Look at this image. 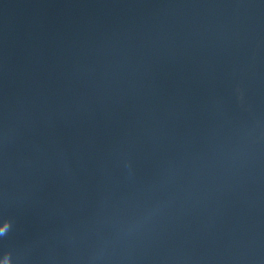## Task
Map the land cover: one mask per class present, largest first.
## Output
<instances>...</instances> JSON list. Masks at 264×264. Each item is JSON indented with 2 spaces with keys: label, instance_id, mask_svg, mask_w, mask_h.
<instances>
[{
  "label": "water",
  "instance_id": "95a60500",
  "mask_svg": "<svg viewBox=\"0 0 264 264\" xmlns=\"http://www.w3.org/2000/svg\"><path fill=\"white\" fill-rule=\"evenodd\" d=\"M0 264H264V0H0Z\"/></svg>",
  "mask_w": 264,
  "mask_h": 264
}]
</instances>
